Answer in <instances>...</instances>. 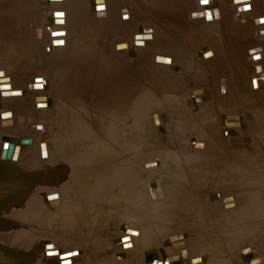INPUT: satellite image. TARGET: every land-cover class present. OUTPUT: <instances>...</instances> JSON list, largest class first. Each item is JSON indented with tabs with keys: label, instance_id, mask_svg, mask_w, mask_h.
Returning a JSON list of instances; mask_svg holds the SVG:
<instances>
[{
	"label": "rangeland",
	"instance_id": "1",
	"mask_svg": "<svg viewBox=\"0 0 264 264\" xmlns=\"http://www.w3.org/2000/svg\"><path fill=\"white\" fill-rule=\"evenodd\" d=\"M71 1L81 6L82 11L76 4L71 5ZM109 1L106 5L109 14L115 13L110 18H119L114 10L120 0L118 5L116 0H113L116 5ZM130 1L134 0L125 2V6L135 11L132 7L134 2L129 7ZM199 1L193 11L208 12L199 22L190 18V10L187 12L185 9L182 13L183 9L176 2H168V5L162 2L161 5L170 10H165L160 1L157 3L161 8H156L159 5L154 0L141 1V6L149 7L144 9L149 16L156 14V9L163 11V17L158 21H173L178 17L182 19L176 21L190 19V23H196L199 29H211L209 22L216 20L213 8L218 13L221 8L226 14H231L229 17L233 20L234 17L238 19L231 29L235 40L238 35L245 34V23L254 22L258 16L254 12L250 17L237 18L235 5L231 2L226 7L222 0H212L207 7L203 6L204 10ZM67 2L70 4L63 5L60 0H37L38 8H33L34 13L31 8V13H28L31 22L26 21L31 30L28 32L31 33L35 26H43L53 29L51 35H47L48 41L65 43L71 35H67L71 25L69 21H73L67 14L66 23L65 14L69 12L66 10L75 6L80 16L81 12L85 16L91 10L89 0ZM28 4L36 6V1L28 0ZM84 4L90 6L86 8L88 5ZM256 6L263 9L264 15V0L255 1L253 7L258 8ZM245 10H238V15L248 16L253 11ZM171 11L175 12L173 16ZM93 12L89 14L97 18ZM89 14L86 16L90 17ZM153 14L150 17L155 21ZM84 16L87 21L88 17ZM94 17L92 21H96ZM97 20L102 21V18ZM257 20L264 21V17H257ZM143 21H137L134 32L144 38L143 42L147 43L144 42L143 47L148 50L136 48L132 54L128 53L129 56H119L114 44L104 36H92L86 29L85 33H79L82 39L77 49L93 50L95 57H108L113 63L123 58L138 64L136 98L123 104L122 108L114 105L111 88L107 90L103 85H93L87 73H81L82 69L79 74L75 73L73 49L57 51L56 57L47 56L46 63L42 59L50 53V48L45 50L50 42H39V57L30 52L33 54L28 57L21 79L25 83L21 87L28 97L13 103L23 104L0 108V148L10 140H23L20 145H14L11 158L0 157V264H55L53 261L61 253L72 249L77 253L73 257L76 259L56 264H132L130 260L135 258H142L146 264H162L167 260L168 264H176L177 258L183 264H260L264 261V251L258 245L253 247L254 239L250 234L264 231V226L261 227L264 218V68L261 69L264 58L259 56L260 51L254 50L255 45L264 44L261 40L264 37H257V29L250 34L255 40L252 46L241 53L243 56L237 62L235 58H227L219 77L213 68H204L198 47L192 52V58L182 59L185 53L182 50L174 54L165 52L168 45L161 43V46L153 41L150 33L155 34L156 29L147 27ZM75 24L71 25L73 29ZM238 24L246 28L240 27L241 31ZM262 26L264 24L258 28ZM140 28L150 33H144ZM29 37L31 43L33 37ZM214 37L221 40L220 36ZM128 40L123 38L120 41L135 49V43ZM171 42L175 41H166ZM202 42H198L199 45ZM156 47L162 48L157 50ZM165 53L172 56L168 58L170 64L166 62ZM40 74L44 78L51 74L45 78L48 85L52 84V77L55 79L54 87H50L45 95L33 91V87L36 90L42 83V78L37 76ZM251 77L260 80L257 87L252 85ZM90 90L98 100L94 104H89L84 95ZM105 90L108 94L103 98ZM42 100L49 102L45 108L38 102ZM6 108L13 112L17 110V113L3 112ZM232 117H237V120H229ZM78 120L82 121L86 135L82 130L79 133L78 129H73L74 122ZM229 123H237V127L227 125ZM102 134L105 138V135H120L122 151L117 162H139L140 179L128 184V188H136L133 198L117 187L111 175L104 176L109 167L102 160L109 162L110 157H98L99 150L95 148L96 137ZM82 135L85 137H80ZM104 141L107 144V139ZM108 145L112 146L111 143ZM255 155L260 158L256 160ZM99 161L102 163H95ZM179 183L186 187L183 191ZM150 184L155 188H150ZM138 189L141 194H138ZM195 195L198 198L193 199ZM228 197L235 201L236 206L224 207L222 200ZM185 198L189 201H184ZM242 220L248 222L247 228ZM124 235H130L134 242ZM169 240L173 243L170 244Z\"/></svg>",
	"mask_w": 264,
	"mask_h": 264
},
{
	"label": "bare ground",
	"instance_id": "2",
	"mask_svg": "<svg viewBox=\"0 0 264 264\" xmlns=\"http://www.w3.org/2000/svg\"><path fill=\"white\" fill-rule=\"evenodd\" d=\"M36 1V6L32 4L29 5L28 4V0H0V99H1V102H0V108L1 107H6V106H13V105H20V104H23L22 102L20 103H17V104H13L14 102H19V101H22L25 97H28L25 95V92H24V88H22L24 86V81L22 82V75L24 73V66L25 64L28 62V57L30 56V54H33V53H30V52H35L34 55L38 56V52L40 51V46L41 42H50V40L48 41L47 39V35H51V31H53V29H47V28H43V26H40V27H34V29H32V34L28 31H31L28 27H27V23L26 21L30 22L29 21V15L28 13L30 14L31 11L33 10V8L37 7L38 8V5H37V0ZM39 1V0H38ZM69 0H60V2H62L63 5H67L69 2H67ZM79 1V0H78ZM81 1V0H80ZM107 1L108 0H89V4H91V10L95 12V15H98V17H101L102 18V21H98L97 18L93 17L96 19V21H92L93 20V17L91 16L92 15V11L90 10L91 12V15L89 14L90 12H88L89 16L92 17V20H89L90 17L86 16L88 15L87 13L85 14L86 18L89 20L86 21V19L83 18L82 16V12H81V16H80V10L81 9V6L79 7L75 2L74 4H76L79 8V12H78V9L76 10L75 9V6H71V7H74V8H69L68 6H66V8L68 10L66 11H69L67 12L65 15V20H66V23L68 22V19H67V14H68V17L71 18L73 21H69L71 22V25L72 24H75V20L77 21V25H76V28H72L71 25L69 24V28H70V31L67 35L71 34L70 36H68V40L65 42V43H62L60 44L58 41L57 43L55 42H50L46 47H45V50H47L46 48H50V53H46L47 55H45L42 59L43 63H46V60L47 59V56H51V57H56L55 53L57 54V51L60 52V51H64L66 49H73L74 50V53H73V56H72V63H73V68L75 70V73L79 74V70L82 69L83 71L81 73H87V75L89 76V79H90V82L93 84V85H103L105 87H107L109 90V88H111V92L113 93V99H114V105L116 106V108H122V105L123 104H126V103H129V102H132L135 98H136V95H137V92H138V75H139V66L137 63H132V62H127V61H124L123 58H121L117 63L116 62H112L108 59V57H103L101 59L95 57L94 55V52L93 50L92 51H87L84 50L83 48L82 49H77L78 45H81L79 44L80 40L82 39L81 36H79V33H81L82 31L84 32V30L86 29V32L91 34L92 36H96L99 38L104 36L103 38H106L110 43L114 44V48L116 49V51H118V54L119 56L123 57V56H127L128 53H131L133 51H136V48L137 50L139 51H145V50H148L147 48L145 49L143 46V43H147L146 41L143 42L144 38L143 37H138L139 35L135 34V24L137 23L138 20H144L143 23L149 27V26H154L155 29H156V32H154L155 34H152L150 32H144L143 31V28H140V30H142L144 33H150V37L153 41H157L159 42L161 46H163V44L161 43H165L167 44L168 46H165V52H167L168 54H174V52H177V51H181L182 52H186L185 50L187 49L186 47L188 46H184V42H185V38L188 37V34L190 36H199V40L196 41L194 39V41L196 42V44H199L197 42H201L203 41L199 46H198V54L201 55L202 57V61L204 63V65H206L205 67L207 68V66H212L214 68L213 72H215L216 76H219L222 72V67H220V65H224V63H221L217 60V54L215 55V50L218 51L219 49V44H224V45H227V44H233L237 46L240 44V45H243L242 43V40L245 39L246 35L247 37H250V34L252 35L254 33V31L257 29L258 30V33L259 35L257 36L258 38H261V36L264 37V26H262L261 28H258V26L261 24H264V21H258L257 20V17L260 18L261 16V19L262 17H264L263 15V9L259 8H254L253 7V3H255V1L257 0H232V3L235 5V15L237 16V18L239 17H242V18H247V17H250V15L254 14V12H256V14H258V16L256 17V19L249 22V23H245L247 24V29L243 32H245V34H242V36L240 37L239 35L237 36L238 39L237 42L235 41V39H233L232 35V30L234 27H232L233 23L235 21H238V19L235 20V17H234V20L232 18H230L229 14H226V12L220 8L219 10V13H218V10L216 8H213V11L215 13V17L216 20L214 21H210L209 23L212 24V28L211 29H202V28H198L199 30L196 31L194 29H192V26L191 25H195V24H191L190 22L187 24V20L183 19L182 21H180L181 19L178 17L177 19H180L179 21H176L173 19V21H165V20H160L158 21V19H160L161 17H163V11H159V9H156L154 12H156V14L152 13L153 15H155V21H154V18L150 17L152 16V14L149 16L147 15V13L145 12L146 10L144 9H148L149 7H144V9H142V11L140 12L141 10V7L136 4V3H139L138 0L137 2H135L134 0V3L132 1H130L129 3V7L131 5V2L133 3L132 4V7H134L135 11H131L129 10L125 5L126 3L129 1V0H120L119 1V5H118V0H116L117 2V5L118 7L115 8L114 11H116V15H120V17L118 18V16H116L115 18H110L112 15L114 16L115 13L110 15L109 14V10L107 9ZM122 1H125L123 3V5H120V3ZM141 1H144V0H141ZM140 1V2H141ZM153 1V0H152ZM156 1V0H154ZM160 1V0H158ZM157 1V2H158ZM176 0H174V3H175ZM180 1V0H179ZM109 2H112L111 5H116V4H113V0L109 1ZM148 2V1H147ZM156 2V3H157ZM168 2V0H167ZM173 2V1H172ZM171 2V3H172ZM178 3V1H176ZM212 0H200L199 1V5L200 6H206L211 4ZM40 3V2H39ZM56 3V2H54ZM71 5L73 4L72 1L70 2ZM69 3V4H70ZM80 2H78L79 4ZM149 3V2H148ZM152 3V2H151ZM155 3V2H154ZM153 3V4H154ZM169 3V4H171ZM261 3V2H260ZM73 4V5H74ZM82 4V3H81ZM110 4V3H109ZM134 4L136 6H134ZM158 4V3H157ZM176 4V3H175ZM259 4V3H258ZM84 5H88V4H84ZM144 5V4H142ZM159 5V4H158ZM161 5V4H160ZM159 5V6H160ZM166 5V4H165ZM168 5V3H167ZM181 5L183 6V3H181ZM226 5V4H225ZM30 6V7H29ZM90 5H88L86 8H88ZM120 6V7H119ZM128 6V5H127ZM162 6V5H161ZM164 6V5H163ZM173 6V4H172ZM181 6V7H182ZM228 6V5H227ZM226 6V7H227ZM230 6V5H229ZM27 7L26 11L24 12L23 9ZM58 7V6H56ZM64 7V6H63ZM113 7V9H114ZM143 7V6H142ZM166 7V6H165ZM174 7V6H173ZM178 6H176L177 8ZM180 7V8H181ZM225 7V6H224ZM29 8V9H28ZM32 8V9H31ZM77 8V7H76ZM170 8V7H169ZM184 8V6H183ZM31 9V11L29 12V10ZM54 9V8H53ZM60 9V8H59ZM72 9V10H71ZM75 9V10H74ZM85 9V8H84ZM112 9V10H113ZM118 11H117V10ZM132 9V10H134ZM151 9V8H150ZM168 9V8H165V10ZM171 9V8H170ZM168 9V10H170ZM175 9V8H173ZM203 9L205 10L206 8L203 7ZM241 9H252L253 11L248 15H238V10H241ZM36 10V9H35ZM42 10V8H41ZM57 10V9H55ZM164 10V9H163ZM164 10V12H166ZM177 10V9H176ZM185 10V9H184ZM184 10H181L182 13ZM245 10V11H246ZM46 11V10H45ZM53 11V10H52ZM62 11V10H60ZM85 11V10H83ZM149 11V10H147ZM189 10H187L188 12ZM229 11V10H228ZM33 12V11H32ZM36 12V11H35ZM39 12V11H38ZM50 12V11H48ZM56 12V11H55ZM78 12V13H77ZM93 12V14H94ZM149 12H152V11H149ZM177 12L179 13V10L176 11V14ZM242 12V11H241ZM248 12V11H246ZM244 12V13H246ZM34 13V12H33ZM51 13V12H50ZM48 13V15L50 14ZM58 13V12H57ZM168 13H170L168 11ZM172 13V11H171ZM175 13V12H174ZM172 13L171 15L173 16ZM185 13V12H184ZM190 14V18L193 20V21H196V22H199L201 21L202 19H204V16H206V14L208 12H203L200 11V10H197V11H191L189 12ZM224 13L226 14L224 16V19H223V15ZM243 13V14H244ZM44 14V13H43ZM53 14L56 15V13H54L53 11ZM167 14V12H166ZM188 14V13H187ZM54 15V16H55ZM165 15V14H164ZM181 15V14H180ZM179 15V16H180ZM192 15H194V17H192ZM34 16V15H33ZM51 16H52V13H51ZM50 16V17H51ZM84 16V17H85ZM112 16V17H113ZM149 16V17H148ZM183 16V15H182ZM186 15H184V18H185ZM244 16V17H243ZM31 17V16H30ZM38 17V16H37ZM43 17V16H41ZM49 17V16H48ZM138 17V18H137ZM165 17V16H164ZM177 17V16H176ZM175 17V18H176ZM35 18V17H34ZM52 18V17H51ZM105 18V19H104ZM166 18V17H165ZM170 18V16H169ZM199 18V19H198ZM213 18V19H214ZM255 18V17H254ZM38 19V18H37ZM53 19V18H52ZM82 19H84L85 21H83ZM118 19V20H117ZM164 19V18H163ZM167 19V18H166ZM220 19V20H219ZM31 20V19H30ZM36 19H34L35 21ZM147 20V21H146ZM185 20V21H184ZM32 21V20H31ZM38 21V20H37ZM64 21V18L63 20H61L60 22L63 23ZM188 21H191L190 19H188ZM216 21H222V22H219L217 23ZM233 21V22H231ZM245 21V20H244ZM75 22V23H74ZM243 22V21H242ZM259 22V23H258ZM15 23L16 26H13L12 27V24ZM31 23V22H30ZM37 23V22H36ZM35 23V25H36ZM207 23V24H209ZM241 23V22H240ZM257 23V24H256ZM29 24V23H28ZM237 24V23H235ZM241 24H244L241 23ZM256 24V25H255ZM11 25V26H10ZM188 25L191 26V30L188 31ZM207 26V25H206ZM239 26L238 28L241 27V25H237ZM29 27H30V24H29ZM199 27V26H198ZM245 27V25L241 28ZM72 28V29H71ZM190 28V27H189ZM240 28V29H241ZM246 28V27H245ZM28 29V30H27ZM154 29V30H155ZM232 29V30H231ZM235 29H237L235 27ZM244 29V28H243ZM58 30H63L61 28H59ZM125 30V33L123 32ZM152 30V29H151ZM150 31V30H149ZM239 31V30H238ZM242 31V29H241ZM251 31V33H250ZM82 32V34H83ZM212 32V33H210ZM217 32V33H216ZM237 32V31H236ZM85 33V32H84ZM235 33V31H234ZM33 37L31 43H30V37ZM214 36H220V39L222 40H216ZM95 37V38H96ZM87 38V37H86ZM130 39L132 40V43L134 42L135 43V49L134 48H130L128 46V44L124 45V42L123 41H120L121 39ZM191 38V37H190ZM194 38V37H193ZM235 38V37H234ZM51 39V38H50ZM88 39V38H87ZM168 40H174L175 42H171L170 43H166V41ZM212 39V40H211ZM73 41L72 43L74 45H71L70 41ZM98 40V39H97ZM130 40H128L129 42H131ZM184 40V41H183ZM192 40V38H191ZM240 40L241 43H238ZM252 41H255L254 39H250ZM257 40H260V39H257ZM261 40H264V39H261ZM56 41V40H54ZM65 41V40H64ZM211 41V42H209ZM243 41H246V40H243ZM41 44H40V43ZM60 42H63V41H60ZM75 42H77V44H75ZM92 42V41H91ZM114 42V43H113ZM156 42V43H157ZM192 42V41H191ZM247 42V41H246ZM144 43V44H145ZM187 43V42H185ZM194 43V42H193ZM236 43V44H234ZM245 43V42H244ZM109 45V44H107ZM158 45V44H157ZM188 45V44H187ZM195 45V44H194ZM221 45V48L220 49H225V47H223ZM191 47V45H190ZM196 47V46H195ZM230 47V46H229ZM234 47V46H233ZM232 47V48H233ZM241 47V46H240ZM157 50H160L161 48L160 47H156ZM235 48V47H234ZM123 49H125L123 51ZM127 49V51H126ZM231 49V48H230ZM240 49V48H239ZM239 49L237 48V50L235 49V55L236 57H233L234 53L232 54V58L231 56L229 57L230 59H234L236 60L237 62V59H241L242 58V55H241V50L239 51ZM245 49V48H244ZM256 49V51H260L261 53L257 54L256 51H255V54L259 55L262 58H264V44H261V45H255L254 46V50ZM156 50V51H157ZM243 50V49H242ZM227 51V50H226ZM252 51V50H251ZM250 51V52H251ZM148 52V51H147ZM153 52V50L151 51ZM158 52V51H157ZM154 53V52H153ZM167 53H165V58H166V62L167 63H171L168 58H172V56H168ZM227 53V52H225ZM232 53V52H231ZM130 54V55H131ZM152 54V53H151ZM228 54V53H227ZM33 55V57H34ZM42 55V54H41ZM147 55V54H146ZM155 55H158V53ZM225 55V54H224ZM129 56V55H128ZM39 57V56H38ZM42 57V56H41ZM220 57V56H218ZM224 57V56H223ZM227 58V56L225 57V59ZM244 58V57H243ZM107 60V61H106ZM179 60V59H178ZM177 61V60H176ZM206 61V62H205ZM218 61V62H216ZM227 61V59H226ZM30 62V61H29ZM174 61H172L173 63ZM223 62V61H222ZM229 62V61H228ZM264 62V60H263ZM227 63V62H226ZM241 63V61H240ZM200 64V63H199ZM242 64V63H241ZM235 65V64H234ZM228 66V65H227ZM231 67V65H230ZM229 67V69H230ZM234 67V66H233ZM243 69L245 68L244 66L242 67ZM264 67H261V69L263 70ZM209 69V68H208ZM247 69V68H246ZM232 70V69H231ZM230 70V71H231ZM242 71V70H240ZM212 72V73H213ZM225 71H223L224 73ZM227 72V71H226ZM228 73V72H227ZM51 74H47L45 75V78L46 77H50ZM39 77L42 78V83L39 85V87L34 90V87H33V91L35 92H39V94H44L46 93L50 87H54V84H55V79L52 77V84L48 85L49 83H47L46 79L40 74V75H37ZM36 76V77H37ZM220 77V76H219ZM226 77V75H225ZM228 77V76H227ZM252 78V77H251ZM256 77L252 78L251 80V83L254 87H257V85H259V82L260 80H258L256 78L255 82L253 81ZM62 79V78H61ZM238 79V78H237ZM38 82V80H37ZM34 83V82H33ZM61 83V82H60ZM237 84H240V83H237ZM236 84V85H237ZM7 85V86H6ZM62 85V83H61ZM22 86V87H21ZM107 90L104 91V95H103V98L107 97ZM80 93V92H79ZM107 93V94H106ZM34 94V93H33ZM76 94H78L76 92ZM83 94V93H82ZM45 95V94H44ZM80 95V94H78ZM87 99L89 100V104H94L97 100V97L95 95L94 92H92V90H90L89 92H87V95L84 94ZM194 95V94H193ZM40 98L43 97L41 95H39ZM38 96V97H39ZM35 97V96H34ZM63 97V96H62ZM61 97V98H62ZM79 97V96H77ZM47 97H45L46 99ZM44 99V98H43ZM25 100V99H24ZM35 100V99H34ZM65 100V99H64ZM40 102L39 104L40 105H45L43 106L44 108L47 106V104L49 103L48 100L44 101H38ZM92 102V103H90ZM65 104V103H64ZM72 104V103H71ZM74 105V104H73ZM78 105V104H77ZM81 105V103H80ZM73 107V106H72ZM66 108V107H65ZM64 108V109H65ZM3 109V108H2ZM80 109V108H79ZM67 110V109H66ZM77 110V109H76ZM17 111V110H16ZM15 111V112H16ZM60 111V110H59ZM69 111V110H68ZM67 111V113H68ZM3 112H6V113H9V114H14L15 112L12 111V109H5ZM57 112V111H56ZM17 113V112H16ZM60 115V113H58ZM61 116V115H60ZM67 116V115H66ZM229 116V115H228ZM75 119V118H74ZM229 120L231 121H234V120H237V117H232L230 118ZM82 121L81 120H78V121H75L74 122V128L73 129H78L79 130V133L81 132L82 130V133L84 135H86L85 133V128H82ZM229 126H233L235 127L237 125V123H229L227 124ZM70 126V124H69ZM237 127V126H236ZM72 129V128H71ZM34 131V130H33ZM33 131L31 133H33ZM84 135L80 136V137H85ZM97 136V135H96ZM107 136V138L104 137V135L102 134V136H97L96 137V140H95V148L97 150H99L97 156L101 158L102 155H107V157L104 156V159L106 158H109L108 161H104L102 160L103 162H105L107 164V166L109 167L107 169V171H105L104 173V176L105 175H111L112 178H113V181L117 184V187L120 189V190H124L125 193H126V196L130 197V198H133L135 196V193H136V188L135 187H131V188H128V184H130L131 182L133 181H139L140 177H139V172H138V169H139V162H134L133 160L132 161H129V162H117V158L120 157V155H118L122 150L120 149L122 147V140H121V137L120 135H117V136H110V135H105ZM114 137V138H113ZM111 138H113L111 140ZM6 139V138H5ZM107 139V144H106V140ZM12 142V141H11ZM11 142H9L8 144H2L1 148H0V157L2 158H5V159H9L12 157V154H14V150H15V147L14 145H11ZM18 143H21L23 142V140L19 139L17 141ZM113 142V144H112ZM112 146H109L108 144H110ZM49 148V147H48ZM47 148V149H48ZM100 148H104L106 150H100ZM49 150V149H48ZM47 151V150H46ZM51 151V150H50ZM49 151V153H50ZM263 151V150H262ZM96 152V151H95ZM48 153V155H49ZM45 154V153H44ZM51 155V153H50ZM251 155V154H250ZM249 155V156H250ZM253 155V154H252ZM251 155V156H252ZM47 156V155H46ZM45 156V157H46ZM109 156V157H108ZM250 156V158H251ZM256 156V155H255ZM49 157V156H48ZM51 157V156H50ZM258 155L255 157L256 160H258ZM47 159V158H46ZM49 159V158H48ZM47 161V160H46ZM102 161H99V162H95V163H99L101 164ZM259 161H261L259 159ZM264 161V160H262ZM117 162V163H116ZM94 163V162H92ZM184 163V162H183ZM245 163V162H244ZM249 163V162H248ZM254 163V161L252 162ZM261 163V162H260ZM264 163V162H263ZM247 164V163H246ZM47 166L49 167V165L47 164ZM53 166V165H52ZM244 166V165H243ZM264 167V166H263ZM47 168V167H46ZM204 168V167H203ZM105 169V168H104ZM207 169V168H206ZM253 169V168H252ZM263 172H264V168H262ZM39 170V169H38ZM54 170V169H53ZM205 170V169H204ZM203 171V170H202ZM56 172V171H55ZM188 172V171H187ZM47 174V173H45ZM44 174V175H45ZM188 174V173H187ZM47 176V175H46ZM200 176V175H199ZM189 177V176H188ZM111 178V179H112ZM197 178V177H196ZM110 179V178H109ZM189 179V178H188ZM206 183V182H204ZM151 185V184H150ZM148 185L150 188L151 187H154L153 184L150 186ZM178 186H181L180 189H182V186H183V189L182 191L186 188L184 186V184L182 183H179ZM209 188V187H208ZM173 189H175L173 187ZM149 190V188H148ZM181 191V190H180ZM123 192V191H122ZM121 192V193H122ZM141 194V191H139L138 189V194ZM238 195V194H237ZM204 196V195H203ZM187 197V196H185ZM231 197V196H230ZM230 197L228 198H223L222 201H224V207H226L227 205H231V207H233L235 205V201H233L232 199H229ZM195 198H198L197 195H195ZM181 200H183V198H181ZM238 200L240 201V198H238ZM186 202H188L189 200L185 198ZM204 206V205H203ZM236 206V205H235ZM199 208V207H198ZM205 210V209H204ZM188 212V211H187ZM204 212V211H203ZM264 212V211H263ZM205 213V212H204ZM209 213V212H208ZM207 213V214H208ZM200 214V213H199ZM198 215V214H197ZM203 216V215H202ZM245 216V215H244ZM245 219V217H244ZM242 222L244 223V226L247 228V221L245 220H242ZM246 223V224H245ZM264 226V218H263V222L261 224V227ZM134 228V227H132ZM130 229V228H129ZM128 229V230H129ZM132 231V229H130ZM213 232V231H212ZM126 236V239L127 240H130L132 242L133 239L131 238L130 235H124ZM214 241V240H213ZM124 243V242H123ZM169 243H173V241H170L169 240ZM246 249V248H245ZM244 249V250H245ZM75 249H72V250H68V251H65L63 253L60 254L59 258L54 260L53 263H70L72 260L76 259V258H73L75 257V255L77 253H74ZM246 251V250H245ZM71 253V254H69ZM48 253H45V255H47ZM58 255V253H55ZM54 254V255H55ZM69 254L70 256L68 257H62L64 255H67ZM79 254V253H78ZM251 256V255H250ZM209 258H212V257H209ZM140 259L141 258H135V259H131V261L133 262V264H140ZM86 260V259H85ZM84 260V261H85ZM143 261V260H142ZM85 262L87 263H91V260L88 259V261L86 260ZM168 260H167V263H164L162 262V264H168ZM108 263V262H107ZM107 263H101V264H107ZM113 262H110V264H112ZM144 264H146V262H143ZM151 264H156V263H151Z\"/></svg>",
	"mask_w": 264,
	"mask_h": 264
},
{
	"label": "crops",
	"instance_id": "3",
	"mask_svg": "<svg viewBox=\"0 0 264 264\" xmlns=\"http://www.w3.org/2000/svg\"><path fill=\"white\" fill-rule=\"evenodd\" d=\"M141 0H138V2L139 3H136V4H140L139 6L141 7V9H144V7L145 6H141V2H140ZM145 1V0H144ZM158 0H156V2H157ZM174 2V0H168V2ZM176 1H178V3L180 4V6H182L181 5V3H183V6H184V8H183V6L181 7L183 10L184 9H186V10H190V11H193V10H195L196 9V6H197V0H176ZM175 1V2H176ZM134 2V1H133ZM135 2H137V0H135ZM162 2L164 3V4H167L168 2H167V0H160V4H162ZM232 2V0H222V4H226L227 5V3L228 4H230ZM177 3V2H176ZM138 5L136 6L135 4H134V6H136V7H138ZM225 5V6H226ZM162 7H164V9L165 8H167V7H165V6H162ZM156 8H161L160 6H156ZM187 19H188V15H187ZM185 21V20H184ZM187 22V24L190 22V21H186ZM195 25H191L192 26V29H194V30H196V31H198L199 29H197L198 28V26L196 25V23H194ZM191 26H189L188 25V31H190L191 30ZM190 27V28H189ZM192 38V40H191V38ZM194 37V38H193ZM190 36L189 34H188V37H186L184 40H185V42H187V43H185L184 42V46L186 47V46H188V47H186L187 49L185 50L186 52L185 53H183L184 55H182V59L183 58H192L193 56V54H192V52L195 50V48L196 47H198V45L199 44H196V42L194 41V39L196 40V41H198L197 40V38L199 39V36ZM251 39V37L250 38H248L247 39V35H246V37H245V39H243V40H246V41H243L242 40V43H243V45H238L237 47H238V49L240 48V46H241V48L243 49V47H245V49H239V51L241 50V53H245L246 52V50L248 49V48H250L251 46H252V44H253V41L252 40H250ZM183 40V41H184ZM192 41V42H191ZM222 41V40H221ZM236 41V40H235ZM194 42V43H193ZM245 42V43H244ZM198 43V42H197ZM241 43V42H240ZM188 44V45H187ZM195 44V45H194ZM190 45H191V47H190ZM221 45L222 44H219V49H218V51L217 50H215V55L217 54V60L219 61V62H221V63H224V65H220V67H222V66H225L226 65V59L227 58H229L230 56H231V58H232V54L234 53V55H233V57H236V55H235V48H236V46H234L232 43L230 44H227V45H222L223 47H225V49H220L221 48ZM196 46V47H195ZM230 46V47H229ZM235 48H234V47ZM233 47V48H232ZM231 48V49H230ZM227 50V51H226ZM236 50H237V48H236ZM225 52H227V53H225ZM232 52V53H231ZM225 54V55H224ZM201 56V55H200ZM218 56H220V57H218ZM224 56V57H223ZM227 56V58L225 59V57ZM243 56V55H242ZM230 59V58H229ZM218 61H216V62H218ZM223 61V62H222ZM185 64V63H184ZM183 64V65H184ZM206 66V65H205ZM205 66H204V68H205ZM209 67H211V68H213L212 66H209ZM214 69V68H213ZM254 233V234H253ZM250 234H252L251 235V238L252 239H254V246L253 247H255L256 245H258L259 247H260V249L262 250V251H264V231H259L258 232V234H256V232H251ZM179 258H177L175 261H177L176 262V264H183V261H180L179 262ZM131 261V260H130ZM140 264H144L143 262H142V258L140 259ZM131 263L133 264V262L131 261ZM193 264H196V263H194V262H192ZM247 264H249V262H246ZM245 263V264H246ZM112 264H114V263H112ZM197 264H199V263H197ZM221 264V263H220ZM226 264V263H225ZM231 264V263H230ZM260 264H264V261H262Z\"/></svg>",
	"mask_w": 264,
	"mask_h": 264
},
{
	"label": "water",
	"instance_id": "4",
	"mask_svg": "<svg viewBox=\"0 0 264 264\" xmlns=\"http://www.w3.org/2000/svg\"><path fill=\"white\" fill-rule=\"evenodd\" d=\"M11 141H12V142H11ZM9 142H11V145H15V144L20 145V143L16 142L15 140H10ZM9 142H8V143H9ZM68 256H70V255L67 254V255H64V256H62V257L64 258V257H68Z\"/></svg>",
	"mask_w": 264,
	"mask_h": 264
},
{
	"label": "snow or ice",
	"instance_id": "5",
	"mask_svg": "<svg viewBox=\"0 0 264 264\" xmlns=\"http://www.w3.org/2000/svg\"><path fill=\"white\" fill-rule=\"evenodd\" d=\"M205 2H206V0H205Z\"/></svg>",
	"mask_w": 264,
	"mask_h": 264
}]
</instances>
